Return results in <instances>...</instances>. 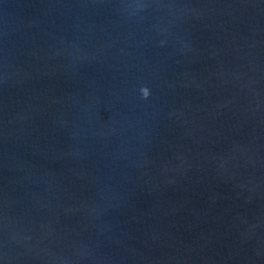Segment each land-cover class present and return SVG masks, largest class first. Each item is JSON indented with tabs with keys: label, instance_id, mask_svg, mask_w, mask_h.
Returning a JSON list of instances; mask_svg holds the SVG:
<instances>
[{
	"label": "water",
	"instance_id": "obj_1",
	"mask_svg": "<svg viewBox=\"0 0 264 264\" xmlns=\"http://www.w3.org/2000/svg\"><path fill=\"white\" fill-rule=\"evenodd\" d=\"M0 264H264V0H0Z\"/></svg>",
	"mask_w": 264,
	"mask_h": 264
},
{
	"label": "clouds",
	"instance_id": "obj_2",
	"mask_svg": "<svg viewBox=\"0 0 264 264\" xmlns=\"http://www.w3.org/2000/svg\"><path fill=\"white\" fill-rule=\"evenodd\" d=\"M141 95L144 99H147V97L149 96V92L147 88H142L141 89Z\"/></svg>",
	"mask_w": 264,
	"mask_h": 264
}]
</instances>
